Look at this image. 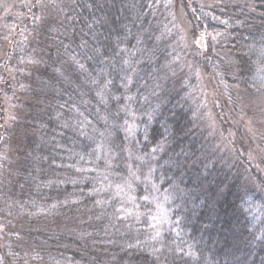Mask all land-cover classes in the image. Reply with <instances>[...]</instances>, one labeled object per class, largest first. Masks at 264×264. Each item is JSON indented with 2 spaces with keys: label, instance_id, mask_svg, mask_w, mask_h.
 Instances as JSON below:
<instances>
[{
  "label": "trees",
  "instance_id": "16d2710c",
  "mask_svg": "<svg viewBox=\"0 0 264 264\" xmlns=\"http://www.w3.org/2000/svg\"><path fill=\"white\" fill-rule=\"evenodd\" d=\"M6 20L0 264H264V0H26ZM130 153L167 225L143 184L125 202Z\"/></svg>",
  "mask_w": 264,
  "mask_h": 264
},
{
  "label": "rangeland",
  "instance_id": "374dc122",
  "mask_svg": "<svg viewBox=\"0 0 264 264\" xmlns=\"http://www.w3.org/2000/svg\"><path fill=\"white\" fill-rule=\"evenodd\" d=\"M23 1L26 0H0V27L4 22L1 29L7 30V16L17 13V9H20L22 7ZM204 42L205 39L202 36L199 40V43L204 46ZM3 53L4 49L2 45L0 46V57L3 56ZM127 157V165L129 169L126 168L125 172H123L119 177H116L119 179L118 185H120V187L122 188L121 192L123 194L125 202L134 204V202H136V198L140 197L137 194V184H143L145 189L141 194L140 202L146 200L149 206H151V218L156 223H158V226L167 225L169 223V209L167 206L168 199L163 196L160 191V186L154 180V170L145 167V159H139L133 153H130L129 155H127ZM135 159L137 162L135 161ZM142 162L143 165L139 164ZM108 165L109 167L113 165V159H109Z\"/></svg>",
  "mask_w": 264,
  "mask_h": 264
}]
</instances>
